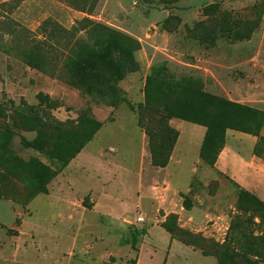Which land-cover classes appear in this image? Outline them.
I'll return each instance as SVG.
<instances>
[{
    "label": "rangeland",
    "instance_id": "obj_1",
    "mask_svg": "<svg viewBox=\"0 0 264 264\" xmlns=\"http://www.w3.org/2000/svg\"><path fill=\"white\" fill-rule=\"evenodd\" d=\"M85 15L63 0L0 4V20L10 17L36 36L45 18L71 28ZM89 17L126 34L135 47L137 69L117 83L124 100L114 106L72 84L60 58L54 74L27 65L19 57L20 43L11 40L0 22V199L25 205L16 208L20 215L0 218V264H97L95 259L108 253L117 254L112 257L116 264H132L138 248L142 264H165L166 258L169 264H181L179 256L185 264H222V257L177 237L187 247L172 241L163 227L169 222L230 247L239 254L236 264H264V208L240 192L255 194L221 173L216 178L202 174V165L195 163L198 134L192 123L180 119L172 123L181 131L173 159L163 171H153L137 113L127 105L143 103L146 76L153 65L165 63L175 74L214 82L207 87L210 92L264 111V0H96ZM75 36L68 51L77 50L85 38L84 33ZM83 118V132L93 133L64 164L50 153L65 154L57 121ZM239 132L255 138L253 153L264 161V121L258 135ZM21 137L38 141L43 151L24 146ZM164 176L182 189L175 195L180 204L184 198L189 202L181 220L167 207H161L163 213L157 210L154 192ZM56 184L62 186L60 200L65 202L49 191ZM77 198L95 199L97 205L75 209L69 219L73 207L67 200ZM137 213L145 221L136 223ZM108 222L120 228L122 240L108 238ZM16 226H22L19 238ZM142 230L145 236L136 235Z\"/></svg>",
    "mask_w": 264,
    "mask_h": 264
},
{
    "label": "trees",
    "instance_id": "obj_2",
    "mask_svg": "<svg viewBox=\"0 0 264 264\" xmlns=\"http://www.w3.org/2000/svg\"><path fill=\"white\" fill-rule=\"evenodd\" d=\"M63 1L86 14L76 20L71 28H66L51 18H45L38 26L37 32L40 36H36L28 27L18 24L10 17L0 22L8 28L7 34L11 40L20 43L19 57L27 65L44 73L54 74L56 59L60 58L62 66L71 77L72 84L93 99L114 106L124 100L117 83L127 73L137 69L135 47L126 34L89 17L96 0ZM13 2L15 0H0V4L10 7ZM230 29L232 30L231 26L228 27V30ZM76 33H84L85 38L81 40L77 50L68 51L76 38ZM143 94L144 101L136 108L129 101L127 105L137 113V124L146 135L149 160L155 167H165L168 164L178 138V131L169 124L171 118L205 126L200 157L209 165L215 163L223 147L226 129L258 135L264 121V111L261 109L210 92L205 89L201 78L189 73L175 74L165 63L151 67L145 78ZM85 122V118L78 123L57 121L56 129L59 133L62 132L61 136L66 145L65 154L56 151L50 153L64 164L81 150L92 135L93 132L90 134L83 132ZM93 124H97V128L100 125L96 121H93ZM20 142L26 147L43 151L38 141L34 139L26 140L21 137ZM34 177L38 178V174L34 173ZM240 195L264 208V202L255 195L245 190H242ZM183 206H189L185 198ZM163 227L172 237L199 248L203 253L217 255L220 260L222 257L224 259L222 264H236L238 260L239 254L223 243L190 232L173 222L164 223ZM138 233L140 232L136 235ZM133 240L135 242L136 238Z\"/></svg>",
    "mask_w": 264,
    "mask_h": 264
},
{
    "label": "crops",
    "instance_id": "obj_3",
    "mask_svg": "<svg viewBox=\"0 0 264 264\" xmlns=\"http://www.w3.org/2000/svg\"><path fill=\"white\" fill-rule=\"evenodd\" d=\"M202 79H203L205 89H207L208 86H212L214 84V82H212V81L210 84L208 82L207 78H205V77H202ZM213 93H216V92L213 91ZM216 94H218V93H216ZM173 119H178V118L169 119V124L171 127H173L172 126ZM180 120H182V119H180ZM190 123H192V122H190ZM192 124H193V126H190L191 129L196 131L198 134V139L196 142V147H197L196 150L198 152V157L196 158L195 163L202 165L200 167L202 174H204L205 176H209V178H216L217 174L221 173V174L225 175L227 177V179L236 183L239 187L244 188V189L254 193L261 200L264 201V161L253 153L255 138L249 134H245V133L233 130V129H227V131L225 133V143H224L222 149L220 150V152L218 153L215 163L213 165H207L204 162H202L201 157L199 156V148L201 146L206 128L203 125H199L196 123H192ZM173 128L178 131V138H177L176 143L174 145V148L172 150L169 162L173 159L175 147H176L177 143L179 142L180 136H181L180 129L175 128V127H173ZM143 134L145 135L144 131H143ZM145 138H146V135H145ZM146 143H147V138H146ZM148 159H149V154H148ZM149 163H150V160H149ZM200 163H202V164H200ZM151 166L154 167L153 171H163L167 165L165 167H155L151 164ZM201 171H200V173H201ZM193 172H195V171H193ZM162 183H163V185L161 186V189L154 192V195H155L156 200H157V203H156L157 210L159 212L163 213V210H161V207H164V208L167 207V208H169V210H168L169 212H173V213L178 214V217H179L178 219L181 220L182 216L184 215L183 209L185 207L180 204L179 199H176L175 195L178 192H182V189L179 187L173 186L171 184V182L165 176L162 179ZM189 189H190V183L188 185L187 191ZM49 191L53 193V196L56 195L59 200L64 197V195L62 194L63 188L59 184H56L55 186L52 185L50 187ZM103 193H104V195H107V192L105 190L103 191ZM180 197H181V195H180ZM60 201L65 202L66 199H63ZM67 202L71 205V207H73L71 209L72 211H70L68 216H67L69 219L73 218V212L76 211L75 209H78V210L80 209L82 211H84L85 209L94 210L96 205H97V202L95 199H91L90 203H87L86 200H83L82 198H77L74 200H67ZM178 204H179V206H178ZM23 206H25V205L22 204L20 201H14L12 199H0V207H4V210L1 209V211H0V218L6 221L10 218L8 216V214H10V213L13 215H15L16 213L17 214L19 213V215H20V213H21L20 210L16 211V208L17 207H23ZM103 216H109V215L106 214ZM137 216H141V215L139 213L136 214V216L134 218L136 223L145 221L143 216H142L144 219L143 221H137L136 220ZM192 218H193V216H187V220H191ZM102 219H103V217L101 218V220ZM121 221H122V223L123 222L125 223L126 217H123V219H121ZM21 222H22L21 224H23V222H24L23 218H21ZM107 225L110 228L109 229L107 228V233H108L109 237L108 236H106V237L111 238V236H114V239H118V241L122 240V236L118 237V235L120 234V232H118L120 230V228L114 226V224H112L110 222H108ZM181 225H184V224L181 223ZM21 227L20 226L15 227V230L18 231V234L15 236L17 238L20 237ZM125 227H127V226H125ZM77 229H80L79 224L77 225ZM127 231L130 232V229H128ZM142 231H144V233H138V234H142V236H145L146 231L145 230H142ZM138 232H140V231H138ZM102 235L103 234L100 235L101 239H102ZM75 236H74V239H76ZM170 237H171L172 241L174 240V241L178 242L180 245H184L180 241H178L177 239L172 237L171 234H170ZM126 240H128V239H126ZM126 240L124 243L129 244V242ZM169 245H171V241H170ZM87 246L91 247L90 245H87ZM120 246H122V245H120ZM185 247H187V246H185ZM188 249H190V248L188 247ZM17 251L18 250H16V252ZM190 251H192L193 253L197 252V251L192 250V249H190ZM116 255L117 254H115V253H108L106 255H100V257H99L100 261L96 260V259H95V261L97 262V264H116L117 263L116 257H115V260H112V257L116 256ZM141 256H142L141 255V248H138V257H137L136 261L132 264H142V257ZM105 258L107 259L108 262L104 261ZM101 259H102V263H101ZM177 259L181 262V264H185L184 262H182L183 259H181V256H179ZM185 259H188L187 256H185ZM165 264H169L167 262V258L165 259ZM186 264H194V263H188L187 262Z\"/></svg>",
    "mask_w": 264,
    "mask_h": 264
},
{
    "label": "built area",
    "instance_id": "obj_4",
    "mask_svg": "<svg viewBox=\"0 0 264 264\" xmlns=\"http://www.w3.org/2000/svg\"><path fill=\"white\" fill-rule=\"evenodd\" d=\"M136 220H137V221H143L144 219H143L142 216H137V217H136Z\"/></svg>",
    "mask_w": 264,
    "mask_h": 264
}]
</instances>
